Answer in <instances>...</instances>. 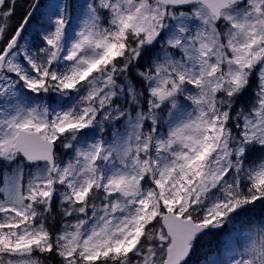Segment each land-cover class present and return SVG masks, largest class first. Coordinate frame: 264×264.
I'll return each mask as SVG.
<instances>
[{"label":"snow or ice","instance_id":"snow-or-ice-1","mask_svg":"<svg viewBox=\"0 0 264 264\" xmlns=\"http://www.w3.org/2000/svg\"><path fill=\"white\" fill-rule=\"evenodd\" d=\"M18 7L0 0V264H264V0Z\"/></svg>","mask_w":264,"mask_h":264},{"label":"trees","instance_id":"trees-1","mask_svg":"<svg viewBox=\"0 0 264 264\" xmlns=\"http://www.w3.org/2000/svg\"><path fill=\"white\" fill-rule=\"evenodd\" d=\"M23 11H24V10H21V11H20V10L17 8V17H16L17 20L20 18V16L22 15ZM258 212H259L260 214H264V209H261L260 207L255 208V209L253 210V212H252L251 214H249V217H250V218L253 217V214H254V216H256V214H257ZM209 239H210V240H209L208 242L205 243L206 246H207V247H213V246H215V244H216V237H212V238H209ZM201 258H202V257L194 256V257L192 258V260H193L194 264H198L199 259H201Z\"/></svg>","mask_w":264,"mask_h":264},{"label":"rangeland","instance_id":"rangeland-1","mask_svg":"<svg viewBox=\"0 0 264 264\" xmlns=\"http://www.w3.org/2000/svg\"><path fill=\"white\" fill-rule=\"evenodd\" d=\"M54 2H55V0H43V5L45 7H42L41 8V11H46L47 10V6L50 5V4H52V3H54ZM25 4H26V0H19V7H18V9L20 11L21 10H24ZM260 215H261L260 213L259 214H256V216H254V214H253L254 217H259ZM210 238H212V237H210ZM209 240L210 239L206 240L205 243L208 242Z\"/></svg>","mask_w":264,"mask_h":264}]
</instances>
